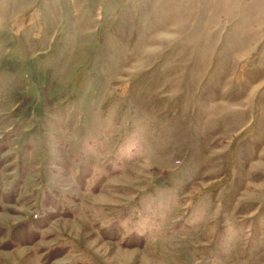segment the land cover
<instances>
[{
  "label": "rangeland",
  "instance_id": "rangeland-1",
  "mask_svg": "<svg viewBox=\"0 0 264 264\" xmlns=\"http://www.w3.org/2000/svg\"><path fill=\"white\" fill-rule=\"evenodd\" d=\"M0 264H264V0H0Z\"/></svg>",
  "mask_w": 264,
  "mask_h": 264
}]
</instances>
